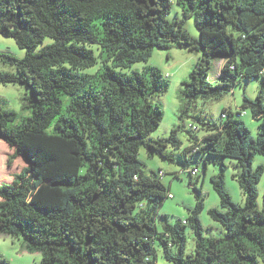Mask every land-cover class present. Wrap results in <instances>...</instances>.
Here are the masks:
<instances>
[{
	"label": "trees",
	"instance_id": "1",
	"mask_svg": "<svg viewBox=\"0 0 264 264\" xmlns=\"http://www.w3.org/2000/svg\"><path fill=\"white\" fill-rule=\"evenodd\" d=\"M175 5L182 20L169 19ZM187 19L198 39L187 31ZM0 34L26 50L23 59L4 56L16 74L0 71V83L30 89L23 107L30 116L21 124L14 127L16 112L0 110V139L18 150L8 165L16 155L27 162L12 183L0 184V233L41 253L39 264H154L157 241L172 264H264V196L258 205L264 168H252L254 157L264 156V90L256 100L245 96L237 112L251 111L257 137L225 109L224 124L203 122V138L194 127L181 154V172L192 178L199 170L187 171L188 154L233 159L243 169V206L233 202L223 177L212 179L226 211L210 213L226 234L208 238L199 218L202 200L189 220L158 229L160 208L172 194L161 171H146L140 150L173 161L166 150L182 148V141L177 129L167 139L150 138L164 117L151 103L169 88L163 72L152 66L126 72L148 64L156 49L197 52L185 82L189 109L197 100H223L243 80L264 79V0H0ZM47 38L53 42L39 49ZM93 44L102 66L90 74L84 71L99 62ZM217 56L223 65L212 84ZM44 187L57 203L49 196L37 203ZM188 221L197 235L193 255H185Z\"/></svg>",
	"mask_w": 264,
	"mask_h": 264
},
{
	"label": "rangeland",
	"instance_id": "2",
	"mask_svg": "<svg viewBox=\"0 0 264 264\" xmlns=\"http://www.w3.org/2000/svg\"><path fill=\"white\" fill-rule=\"evenodd\" d=\"M170 20H182L183 14L181 9L175 5L172 13L169 16ZM185 27L189 34L194 38H199L194 20L187 19ZM52 39L47 38L39 47L51 44ZM93 49L99 59L98 64L84 72L94 74L102 66L100 59V50L98 45L89 46ZM12 54L18 59H23L26 56V50L21 49L15 39L8 38L0 34V71L15 73L16 69L4 60V56ZM200 54L191 52L187 48L173 47L170 50L156 49L152 54L148 64L138 63L132 69L127 70V73L133 70L142 72L146 66H152L160 69L167 77L169 82L168 90L151 98V103L155 106H161L164 111V117L159 128L152 134L151 139H167L170 137L172 130L177 129L178 136L182 141V148L174 149L169 147L166 153L173 159L162 158L159 155L150 157L145 147L140 150L139 158L146 166L148 173L162 172V181L172 194L171 198H167L163 206L160 208L157 216V226L160 231L164 230L167 224L176 225L189 220L191 214L196 211L198 203H203V208L200 211L199 218L204 229V236L208 238H221L226 234L225 229L216 222L210 211L222 208V201L219 194L215 191L212 182L213 178L223 177L226 191L231 196L233 202L241 206L245 205L246 197L238 182L239 177L243 176V169L239 166L236 160L222 159L209 154H188L191 163L187 166V171L192 168H198L199 174L192 178L190 173H182L184 164L181 160V154L184 147L191 145L190 139L193 137V128H200L196 135L203 138L207 132L203 126V122H210L212 125H223V111L230 109L235 113L236 117L242 119L246 126L250 129L254 137H257L260 129L259 122L255 121L250 110L238 115L241 106L244 103L245 96L251 100H256L261 89L264 90V79H257L254 82L243 80L239 83L228 96L223 100L215 103L204 102L197 100L191 104L189 109L187 97L184 94L186 89L185 82L190 80V74L196 67ZM221 57L213 58V67L210 71L208 80L215 84L220 78L222 61ZM30 95V89L20 83H0V110L14 111L19 115L18 121L14 127L22 123V120L30 113L23 110L24 104L27 103L26 98ZM17 147H10L4 140L0 139V184L12 183L15 174L22 171L27 166V162L22 156H17L8 165L9 158L17 153ZM264 168V156L256 155L253 159L252 168ZM161 171V172H160ZM258 205L263 206L264 196V173L258 184ZM53 198L50 204L57 203V195L50 193L47 187H44L38 193L37 203H42L45 197ZM44 197V198H43ZM61 199V198H59ZM186 244L185 255H193L196 251L197 235L192 228L191 223L184 224ZM157 258L154 264H172L164 257L162 244L157 241ZM177 253L179 249L173 248ZM5 258L9 264H39L42 261L41 253L30 254L26 250L23 239H14L8 235L0 233V260ZM1 264V263H0Z\"/></svg>",
	"mask_w": 264,
	"mask_h": 264
},
{
	"label": "built area",
	"instance_id": "3",
	"mask_svg": "<svg viewBox=\"0 0 264 264\" xmlns=\"http://www.w3.org/2000/svg\"><path fill=\"white\" fill-rule=\"evenodd\" d=\"M197 173V170H195V171H193V174L195 175ZM170 197H172V196H170Z\"/></svg>",
	"mask_w": 264,
	"mask_h": 264
},
{
	"label": "crops",
	"instance_id": "4",
	"mask_svg": "<svg viewBox=\"0 0 264 264\" xmlns=\"http://www.w3.org/2000/svg\"><path fill=\"white\" fill-rule=\"evenodd\" d=\"M222 63H223V61H222ZM223 65V64H222Z\"/></svg>",
	"mask_w": 264,
	"mask_h": 264
}]
</instances>
